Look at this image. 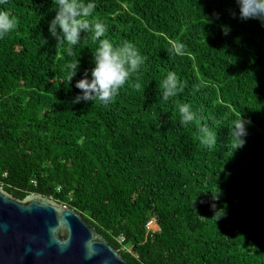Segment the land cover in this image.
I'll list each match as a JSON object with an SVG mask.
<instances>
[{
  "label": "trees",
  "instance_id": "16d2710c",
  "mask_svg": "<svg viewBox=\"0 0 264 264\" xmlns=\"http://www.w3.org/2000/svg\"><path fill=\"white\" fill-rule=\"evenodd\" d=\"M95 3L90 23L145 57L108 105L71 104L94 66V34L70 55L48 31L52 0L0 4L17 20L0 38V186L75 210L129 264H264V25L241 20L236 0ZM169 72L182 91L164 99ZM183 103L198 113L188 126ZM241 116L236 148L229 128ZM205 125L216 133L207 147ZM213 204L226 211L217 220Z\"/></svg>",
  "mask_w": 264,
  "mask_h": 264
},
{
  "label": "clouds",
  "instance_id": "9594fccd",
  "mask_svg": "<svg viewBox=\"0 0 264 264\" xmlns=\"http://www.w3.org/2000/svg\"><path fill=\"white\" fill-rule=\"evenodd\" d=\"M5 0H0L3 4ZM241 20L255 19L264 25V0H236ZM54 15L47 21L48 31L57 43H67L69 54L73 48L80 44L84 33H92L99 41V45L92 53L93 67L84 69L80 79L75 81V88L80 91L76 93L71 104L88 103L99 101L104 105L110 104L119 94L121 88L126 85L130 75L140 70L145 62V57L141 54L134 43L128 41L117 46L105 36L107 25L97 21L90 23L91 17L96 9L95 0H52ZM235 17L237 13L233 11ZM17 20L6 10H0V38L15 30ZM225 34L231 31L230 26L222 25ZM47 42V39H45ZM182 45L177 46L176 50L182 49ZM81 72V61L77 57L69 64L68 80L71 81ZM71 88V87H70ZM182 91L181 81L175 72H169L163 80V97L177 95ZM180 124L188 126L198 118V113L190 103H183L179 106ZM246 118L236 121L230 129L238 141L236 148L242 147L247 135ZM200 143L210 146L216 140V133L208 126L199 129ZM212 193V192H211ZM213 194V193H212ZM220 192L213 194L214 198H219ZM214 216L219 219L226 214L225 208H217L212 205Z\"/></svg>",
  "mask_w": 264,
  "mask_h": 264
},
{
  "label": "water",
  "instance_id": "95a60500",
  "mask_svg": "<svg viewBox=\"0 0 264 264\" xmlns=\"http://www.w3.org/2000/svg\"><path fill=\"white\" fill-rule=\"evenodd\" d=\"M0 264H129L75 210L0 186Z\"/></svg>",
  "mask_w": 264,
  "mask_h": 264
},
{
  "label": "built area",
  "instance_id": "2783aa9c",
  "mask_svg": "<svg viewBox=\"0 0 264 264\" xmlns=\"http://www.w3.org/2000/svg\"><path fill=\"white\" fill-rule=\"evenodd\" d=\"M154 221H151V222H149V224H147V228L149 229V230H155L154 229Z\"/></svg>",
  "mask_w": 264,
  "mask_h": 264
},
{
  "label": "rangeland",
  "instance_id": "374dc122",
  "mask_svg": "<svg viewBox=\"0 0 264 264\" xmlns=\"http://www.w3.org/2000/svg\"><path fill=\"white\" fill-rule=\"evenodd\" d=\"M154 229H155V226H154Z\"/></svg>",
  "mask_w": 264,
  "mask_h": 264
}]
</instances>
